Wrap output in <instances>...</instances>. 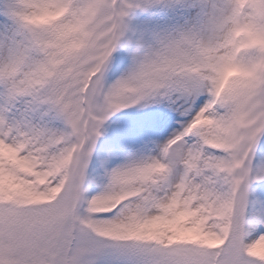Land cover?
I'll return each instance as SVG.
<instances>
[{
    "label": "snow or ice",
    "instance_id": "snow-or-ice-1",
    "mask_svg": "<svg viewBox=\"0 0 264 264\" xmlns=\"http://www.w3.org/2000/svg\"><path fill=\"white\" fill-rule=\"evenodd\" d=\"M0 264H264V0H0Z\"/></svg>",
    "mask_w": 264,
    "mask_h": 264
}]
</instances>
